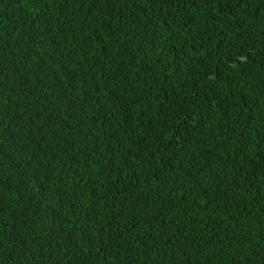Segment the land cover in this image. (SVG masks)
Segmentation results:
<instances>
[{"label":"trees","instance_id":"1","mask_svg":"<svg viewBox=\"0 0 264 264\" xmlns=\"http://www.w3.org/2000/svg\"><path fill=\"white\" fill-rule=\"evenodd\" d=\"M0 264H264V0H0Z\"/></svg>","mask_w":264,"mask_h":264}]
</instances>
